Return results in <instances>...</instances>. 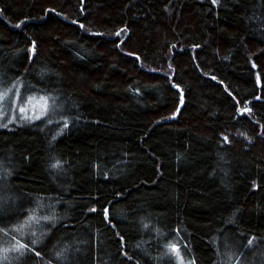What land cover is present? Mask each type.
I'll return each mask as SVG.
<instances>
[{"label":"trees","instance_id":"16d2710c","mask_svg":"<svg viewBox=\"0 0 264 264\" xmlns=\"http://www.w3.org/2000/svg\"><path fill=\"white\" fill-rule=\"evenodd\" d=\"M0 81V264L264 263V0H0Z\"/></svg>","mask_w":264,"mask_h":264},{"label":"rangeland","instance_id":"374dc122","mask_svg":"<svg viewBox=\"0 0 264 264\" xmlns=\"http://www.w3.org/2000/svg\"><path fill=\"white\" fill-rule=\"evenodd\" d=\"M20 88V86H7L0 81V127L28 123L42 117L55 118V116H58L59 119L65 117L61 114L63 106L54 95L22 91ZM173 246H175V251ZM171 248L173 258L178 264H195L178 239H175ZM233 264L250 263L248 261L245 263L238 261Z\"/></svg>","mask_w":264,"mask_h":264},{"label":"snow or ice","instance_id":"6c2138e0","mask_svg":"<svg viewBox=\"0 0 264 264\" xmlns=\"http://www.w3.org/2000/svg\"><path fill=\"white\" fill-rule=\"evenodd\" d=\"M251 243V242H250ZM173 250L175 251V246H173Z\"/></svg>","mask_w":264,"mask_h":264}]
</instances>
